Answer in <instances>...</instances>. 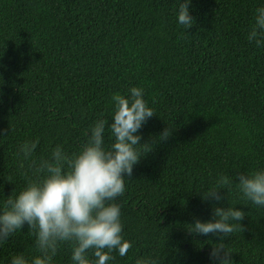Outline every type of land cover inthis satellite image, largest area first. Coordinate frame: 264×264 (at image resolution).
Masks as SVG:
<instances>
[{
  "label": "trees",
  "instance_id": "trees-1",
  "mask_svg": "<svg viewBox=\"0 0 264 264\" xmlns=\"http://www.w3.org/2000/svg\"><path fill=\"white\" fill-rule=\"evenodd\" d=\"M262 2L190 0L184 29L179 0H0V200L36 178L34 161L75 152L96 119L110 120L113 94L140 87L154 114L117 197L132 247L113 264H209L218 237L186 224L212 218L216 202L201 194L220 175L234 183L217 190L219 206L245 213L222 243L234 264H264V207L235 184L264 168V46L247 39ZM25 141H36L27 159ZM69 252L61 245L55 264H72ZM19 253L37 254L26 226L0 243V264Z\"/></svg>",
  "mask_w": 264,
  "mask_h": 264
},
{
  "label": "clouds",
  "instance_id": "clouds-1",
  "mask_svg": "<svg viewBox=\"0 0 264 264\" xmlns=\"http://www.w3.org/2000/svg\"><path fill=\"white\" fill-rule=\"evenodd\" d=\"M190 0H179L176 23L184 29L193 23ZM247 39L264 46V2L255 9ZM110 120L96 119L86 139L72 153L56 146L50 155L34 161L36 178H28L14 195L0 200V243L25 226L34 235L35 255L14 254L8 264H55L61 245L70 248L72 264H113L115 252L125 257L132 242L122 235L121 208L117 197L125 190V178L144 156L148 143H140L139 129L153 116L146 104L143 89L132 86L126 95L113 94ZM169 131L165 128L160 140ZM110 137V142L108 138ZM36 148V141H25L19 151L25 159ZM148 152V151H147ZM233 182L220 175L206 189L202 199H211V219H194L186 224L190 234L218 237L208 253L209 264H234L222 243L238 227L245 213L239 208L219 206L225 197L217 190ZM235 184L242 197L264 207V168L237 173ZM134 264H157L150 257H138Z\"/></svg>",
  "mask_w": 264,
  "mask_h": 264
}]
</instances>
